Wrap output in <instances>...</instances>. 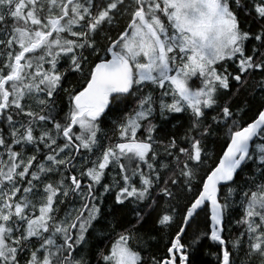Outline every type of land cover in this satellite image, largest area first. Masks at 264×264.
<instances>
[{
	"label": "snow or ice",
	"instance_id": "6c2138e0",
	"mask_svg": "<svg viewBox=\"0 0 264 264\" xmlns=\"http://www.w3.org/2000/svg\"><path fill=\"white\" fill-rule=\"evenodd\" d=\"M256 138L264 0H0V264H264Z\"/></svg>",
	"mask_w": 264,
	"mask_h": 264
},
{
	"label": "trees",
	"instance_id": "16d2710c",
	"mask_svg": "<svg viewBox=\"0 0 264 264\" xmlns=\"http://www.w3.org/2000/svg\"><path fill=\"white\" fill-rule=\"evenodd\" d=\"M72 79L75 80V77H73ZM132 107L133 105L129 103L127 107L124 109V111L130 110ZM253 112H255V107L253 108L252 112L247 113V115L245 116V119H248L249 117H251L253 115ZM123 114H124L123 112H117L111 115L110 119L106 121L102 125V127H104L106 131H108L112 127L111 121L117 119L118 116H122ZM109 134L111 135L110 132ZM255 142L256 143L264 142V138H257ZM222 143H223V134H221V139L219 141H214L211 144V147L215 153L220 152V145ZM237 211H239V209H237ZM177 220H179V217L177 218ZM210 226H211V221H210V208H209V215L207 217V223L202 224V229L210 230ZM173 228H175V226H173ZM234 228L235 226H233V234H234ZM153 247L162 251L164 248V244L161 241L159 244H154ZM219 251H220V245L218 244V242L212 241L211 239L204 240L200 247L199 253H198L201 264H218L217 253Z\"/></svg>",
	"mask_w": 264,
	"mask_h": 264
},
{
	"label": "water",
	"instance_id": "95a60500",
	"mask_svg": "<svg viewBox=\"0 0 264 264\" xmlns=\"http://www.w3.org/2000/svg\"><path fill=\"white\" fill-rule=\"evenodd\" d=\"M257 139V138H256Z\"/></svg>",
	"mask_w": 264,
	"mask_h": 264
}]
</instances>
